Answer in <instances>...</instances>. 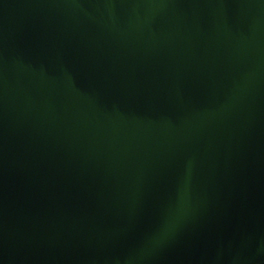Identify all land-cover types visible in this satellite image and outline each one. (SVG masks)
Wrapping results in <instances>:
<instances>
[{
    "label": "water",
    "instance_id": "water-1",
    "mask_svg": "<svg viewBox=\"0 0 264 264\" xmlns=\"http://www.w3.org/2000/svg\"><path fill=\"white\" fill-rule=\"evenodd\" d=\"M0 264H264V0H0Z\"/></svg>",
    "mask_w": 264,
    "mask_h": 264
}]
</instances>
